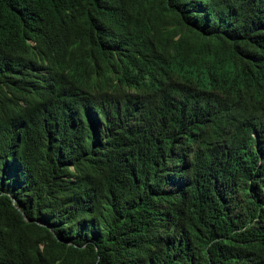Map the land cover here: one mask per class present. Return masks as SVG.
<instances>
[{
    "label": "trees",
    "instance_id": "1",
    "mask_svg": "<svg viewBox=\"0 0 264 264\" xmlns=\"http://www.w3.org/2000/svg\"><path fill=\"white\" fill-rule=\"evenodd\" d=\"M211 1L0 0V264H264V166L252 176L232 173L195 141L187 150L171 142L162 122L163 147L151 140L154 126L138 125L181 98L182 82L119 81V95H131L124 86L135 95L121 107L125 99L103 88L109 112L93 131L65 118L68 110L48 120L18 105L26 98L18 75H35L46 54L67 47L78 61L74 85H111L98 63L112 56L110 46L124 44L136 11L154 18L173 49L202 55L199 100L230 65L247 76L229 75L239 86L248 79L241 109L264 115V37L252 27L232 33L223 13L199 12ZM24 30L36 35L33 45ZM143 37L133 29L128 39L143 45ZM164 87L172 99L161 98ZM164 123L180 136L196 128L193 120Z\"/></svg>",
    "mask_w": 264,
    "mask_h": 264
},
{
    "label": "clouds",
    "instance_id": "2",
    "mask_svg": "<svg viewBox=\"0 0 264 264\" xmlns=\"http://www.w3.org/2000/svg\"><path fill=\"white\" fill-rule=\"evenodd\" d=\"M197 6V5H196ZM244 7V9H239ZM236 12H230V9ZM208 17L214 18L223 13L222 22L227 24L232 33H240L242 28H254L264 37V0H212L199 10ZM210 25V24H209ZM205 25L204 27H208ZM135 29L143 32V45L132 44L128 36ZM23 37L26 42L33 45L36 35L24 30ZM242 35V34H241ZM124 44L111 47L112 56L102 54L108 60L106 63H98L108 79L112 80L111 85L101 84L90 85L85 80L73 84V74H78V61L73 58V52L68 47L58 54H46L44 67L37 69L33 76L20 73L17 78V90L25 95L18 101L20 109L24 110L31 106V113L36 109L37 117L59 115L66 110L68 114L80 120L87 130H95L102 125V115L108 113L103 107L100 96L103 88L108 87L125 101L120 107L126 104V100L134 97L133 89L129 90L130 96L124 97L116 92L121 88L119 81L124 80L129 84H137L139 79L141 85L148 82H165L170 77L177 83H183L181 88L182 97L172 99L169 91L164 87L163 99H172L170 105L155 113L145 116L139 121L140 126H154L157 136L152 141L162 146L168 141L163 137L157 121L167 128L171 142L183 146L187 150L190 141H195L199 149L212 150L219 155L216 160L221 161L225 168L235 173L239 170H248L251 173L258 172L264 166V160L259 156L261 148L264 150V115L255 114L248 117V114L241 109L246 79L242 86L236 80L247 78V76L235 73L232 67L228 66L229 75L219 72L215 75L219 87L213 81H208L207 87L203 90L199 100V80L195 68L202 62V55L193 50H175L169 43H165V33L158 27L154 18L148 14L133 11L127 23V33L121 36ZM92 54V53H91ZM94 65V64H93ZM96 67V66H95ZM186 78L184 81L182 78ZM160 86V85H159ZM161 87V86H160ZM21 96V95H20ZM243 96V97H242ZM259 98L264 103V72L263 86L259 90ZM69 107L65 108V103ZM166 113L165 117L160 113ZM136 117V116H135ZM137 118V117H136ZM166 119H172L175 124L193 120L195 131L189 136L179 135V127L169 130ZM174 136V138L172 137ZM192 155V154H188ZM258 161L255 165V161ZM188 162H191L190 157ZM5 164H10L5 162ZM264 187L263 181H258Z\"/></svg>",
    "mask_w": 264,
    "mask_h": 264
}]
</instances>
